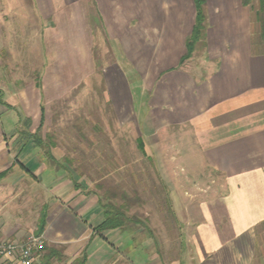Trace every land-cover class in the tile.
I'll list each match as a JSON object with an SVG mask.
<instances>
[{
    "label": "crops",
    "instance_id": "crops-1",
    "mask_svg": "<svg viewBox=\"0 0 264 264\" xmlns=\"http://www.w3.org/2000/svg\"><path fill=\"white\" fill-rule=\"evenodd\" d=\"M35 3L31 15L44 24L8 27L1 19L4 88H14L16 77L3 59H37L41 46L39 59H105L112 110L140 130L162 181L153 190L172 210L146 226L100 230L98 192L84 176L47 165L34 136H19L14 108L3 100L2 181L21 177L36 188L41 211L47 208L46 243L63 247L70 262L85 255V264H264V47L256 5L205 0V29L190 53L196 0ZM60 15L67 22L55 24ZM33 92L43 95L38 86ZM22 230L0 231V239L21 241Z\"/></svg>",
    "mask_w": 264,
    "mask_h": 264
},
{
    "label": "rangeland",
    "instance_id": "rangeland-1",
    "mask_svg": "<svg viewBox=\"0 0 264 264\" xmlns=\"http://www.w3.org/2000/svg\"><path fill=\"white\" fill-rule=\"evenodd\" d=\"M255 5L258 9V1L252 0ZM35 7V0H0V22L3 19L8 27L18 28L44 24L42 18L31 15ZM91 20L99 23L93 15ZM54 21L66 23L67 16L54 17ZM43 48L34 49L37 59H3L10 61L8 76L17 78L10 80L14 88L25 91L21 99L13 94L18 90L4 88L5 75L0 73V101L14 108L12 119L20 122L19 136H34L47 165L84 176L103 204L123 209L134 221L130 226H146V220L158 222L170 215L164 192L156 191L162 181L158 166L146 157L140 130L116 118L105 94L101 75L105 59H86V64L83 59H39ZM37 86L42 97L33 92ZM11 180H0V231L14 235L19 228L26 237L33 234L41 215L39 193L21 177ZM12 235L10 238L16 236ZM53 264L80 263L64 259Z\"/></svg>",
    "mask_w": 264,
    "mask_h": 264
},
{
    "label": "trees",
    "instance_id": "trees-1",
    "mask_svg": "<svg viewBox=\"0 0 264 264\" xmlns=\"http://www.w3.org/2000/svg\"><path fill=\"white\" fill-rule=\"evenodd\" d=\"M258 1V9H257V19L261 27V38L264 47V0ZM198 7V19L195 25V30L193 35L189 40V50L190 53L193 50L196 43L201 39L203 35V31L205 29V13H204V5L205 0H196ZM246 5H251L252 0H244ZM4 101L1 99L0 103ZM8 171L0 172V180L6 176ZM104 207V221L99 225L100 230L111 229V228H124L129 227L134 221L131 220L123 211L122 208L115 206L112 203H107L103 205ZM47 208L43 207L41 211V215L38 219V228L35 232L37 235H41L44 232L47 223ZM66 259L64 254V248L61 246H53L48 245L45 242V248L43 254L40 258L38 264H53L54 261L62 262ZM85 264L86 256H82L81 258L76 259V263Z\"/></svg>",
    "mask_w": 264,
    "mask_h": 264
},
{
    "label": "built area",
    "instance_id": "built-area-1",
    "mask_svg": "<svg viewBox=\"0 0 264 264\" xmlns=\"http://www.w3.org/2000/svg\"><path fill=\"white\" fill-rule=\"evenodd\" d=\"M45 242L42 234L35 233L21 241L0 239V264H38Z\"/></svg>",
    "mask_w": 264,
    "mask_h": 264
}]
</instances>
